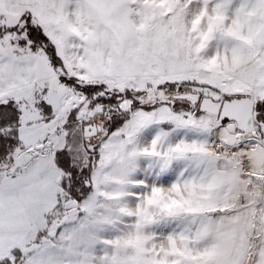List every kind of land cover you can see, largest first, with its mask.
<instances>
[{
	"label": "snow or ice",
	"instance_id": "snow-or-ice-1",
	"mask_svg": "<svg viewBox=\"0 0 264 264\" xmlns=\"http://www.w3.org/2000/svg\"><path fill=\"white\" fill-rule=\"evenodd\" d=\"M0 264H264V0H0Z\"/></svg>",
	"mask_w": 264,
	"mask_h": 264
}]
</instances>
